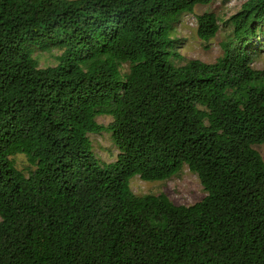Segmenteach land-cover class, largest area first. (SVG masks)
<instances>
[{
	"label": "trees",
	"instance_id": "obj_1",
	"mask_svg": "<svg viewBox=\"0 0 264 264\" xmlns=\"http://www.w3.org/2000/svg\"><path fill=\"white\" fill-rule=\"evenodd\" d=\"M212 2L0 0V264H264V0L196 15L203 43L229 29L222 55L178 64L175 24ZM184 168L191 205L131 190Z\"/></svg>",
	"mask_w": 264,
	"mask_h": 264
},
{
	"label": "rangeland",
	"instance_id": "obj_2",
	"mask_svg": "<svg viewBox=\"0 0 264 264\" xmlns=\"http://www.w3.org/2000/svg\"><path fill=\"white\" fill-rule=\"evenodd\" d=\"M242 0H213L212 3L204 6H196L193 14L183 16L175 24L172 37L178 40L177 52L180 54L178 64H183L189 60H199L204 63H214L222 55L220 43L229 29L220 24V29L214 38L207 43H203L196 36V15L205 12H213L221 22L228 19L240 7ZM262 47L258 57L254 60L252 67L254 69L264 68V37L254 40L252 47ZM59 51L56 47H50L48 50L33 49L32 57L37 61L40 68L54 66L56 56ZM122 73L126 68L122 67ZM96 122L100 125L107 126L110 122L108 116H97ZM93 153L104 164L115 161L117 150L113 144L108 132L102 131L98 134L88 135ZM264 160V144L255 147ZM22 157H17V167L21 168L23 163ZM130 187L135 195L141 196L146 194H165L173 203L178 205H191L204 196L202 186L197 176L189 172L186 168L182 169L177 175L168 180L161 182H144L138 176L130 180Z\"/></svg>",
	"mask_w": 264,
	"mask_h": 264
}]
</instances>
